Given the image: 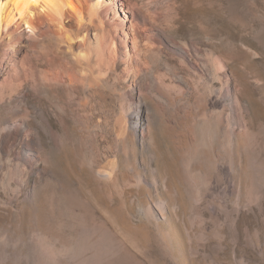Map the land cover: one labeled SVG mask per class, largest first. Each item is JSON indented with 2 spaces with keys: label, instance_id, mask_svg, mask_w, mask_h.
<instances>
[{
  "label": "rangeland",
  "instance_id": "374dc122",
  "mask_svg": "<svg viewBox=\"0 0 264 264\" xmlns=\"http://www.w3.org/2000/svg\"><path fill=\"white\" fill-rule=\"evenodd\" d=\"M116 5L0 40V264H264V0Z\"/></svg>",
  "mask_w": 264,
  "mask_h": 264
},
{
  "label": "bare ground",
  "instance_id": "6f19581e",
  "mask_svg": "<svg viewBox=\"0 0 264 264\" xmlns=\"http://www.w3.org/2000/svg\"><path fill=\"white\" fill-rule=\"evenodd\" d=\"M80 6L83 11L80 10ZM116 7V0H0V40L15 36L17 41H20L23 35H27L35 41L45 36L59 35L66 38L69 46H73L72 42L75 40L73 35L93 28L97 32L94 30L95 34L90 42L86 41L84 33L78 37L92 47V52L99 59V63L112 65L117 59L115 37L113 34L106 36L104 31L107 24L106 18L112 14L109 21L113 22L114 16H118ZM118 18L120 24L115 26L123 31V44L130 40L134 54L139 55L143 48L138 40L143 38L136 26V15L131 16L129 25L126 24L125 15ZM67 23H71V27L79 31L72 32ZM134 54H129V51L124 53V61L134 62ZM39 62L40 60H37V63ZM56 64L55 59L49 60V65ZM130 72L135 73L134 68L132 71L130 69Z\"/></svg>",
  "mask_w": 264,
  "mask_h": 264
}]
</instances>
